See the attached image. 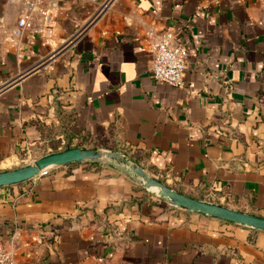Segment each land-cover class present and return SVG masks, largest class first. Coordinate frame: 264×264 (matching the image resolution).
Wrapping results in <instances>:
<instances>
[{
  "label": "crops",
  "instance_id": "crops-1",
  "mask_svg": "<svg viewBox=\"0 0 264 264\" xmlns=\"http://www.w3.org/2000/svg\"><path fill=\"white\" fill-rule=\"evenodd\" d=\"M106 1L54 0L48 31L19 37L22 0H0V171L109 147L264 216V0ZM149 30L184 45L181 87L153 76ZM0 245L16 264H264V231L172 207L112 163L0 187Z\"/></svg>",
  "mask_w": 264,
  "mask_h": 264
},
{
  "label": "water",
  "instance_id": "water-1",
  "mask_svg": "<svg viewBox=\"0 0 264 264\" xmlns=\"http://www.w3.org/2000/svg\"><path fill=\"white\" fill-rule=\"evenodd\" d=\"M74 163H112L125 169L140 187L172 207L264 231V216L181 192L151 176L124 151L109 147H71L44 154L23 166L0 171V187L19 184L52 167Z\"/></svg>",
  "mask_w": 264,
  "mask_h": 264
},
{
  "label": "built area",
  "instance_id": "built-area-1",
  "mask_svg": "<svg viewBox=\"0 0 264 264\" xmlns=\"http://www.w3.org/2000/svg\"><path fill=\"white\" fill-rule=\"evenodd\" d=\"M114 1L107 0L103 4L101 12L109 8ZM22 5L17 22V35L21 37L27 29L48 31L47 29L53 24L56 17L54 0H22ZM36 19L41 20L37 27L34 25ZM148 36L150 49L153 53V76L172 86L181 87L184 83L186 57L184 45L172 33L157 35L153 30H149ZM0 264H16L14 253L1 245Z\"/></svg>",
  "mask_w": 264,
  "mask_h": 264
},
{
  "label": "rangeland",
  "instance_id": "rangeland-1",
  "mask_svg": "<svg viewBox=\"0 0 264 264\" xmlns=\"http://www.w3.org/2000/svg\"><path fill=\"white\" fill-rule=\"evenodd\" d=\"M68 144V143H67ZM67 144L66 145H63V146H61V148L60 149H58V151H60V150H65L64 148L67 146ZM69 147V146H68ZM55 149H57V148H54L53 150H55Z\"/></svg>",
  "mask_w": 264,
  "mask_h": 264
},
{
  "label": "trees",
  "instance_id": "trees-1",
  "mask_svg": "<svg viewBox=\"0 0 264 264\" xmlns=\"http://www.w3.org/2000/svg\"><path fill=\"white\" fill-rule=\"evenodd\" d=\"M68 148H70V147L66 146L64 149H68Z\"/></svg>",
  "mask_w": 264,
  "mask_h": 264
}]
</instances>
